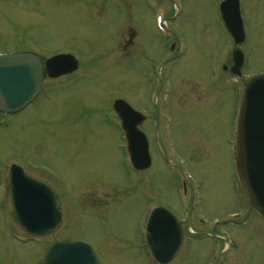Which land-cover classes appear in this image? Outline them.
Instances as JSON below:
<instances>
[{
	"label": "rangeland",
	"instance_id": "1",
	"mask_svg": "<svg viewBox=\"0 0 264 264\" xmlns=\"http://www.w3.org/2000/svg\"><path fill=\"white\" fill-rule=\"evenodd\" d=\"M148 1L162 12L159 19L167 16L173 28L179 23L186 49L169 62V80L157 106L148 99L157 80L155 66L173 54L171 40L155 31ZM180 2L179 20L170 21L178 10L169 0H0V53H72L79 60L74 74L47 79L42 95L25 112L0 124V182L3 168L6 173L8 165L21 161L55 187L63 212L57 232L40 243L21 244L24 233L0 206V264H36L45 247L62 240L90 243L102 264H151L137 231L152 200L179 212L177 183L170 186L171 177L155 155L149 171L126 169L125 140L112 107L120 97L147 116L140 129L151 142L150 126L158 114L167 148L207 183L209 197L201 208L206 222L202 226L193 217V228L211 232V223L220 219L216 233L227 229L239 243L227 264H264V223L250 215L240 188L233 191L237 181L228 182L227 149L226 160L223 153L243 83L264 72V0H241L247 36L239 46L246 58L239 78L222 69L231 67L235 48L221 20L222 0ZM27 158L41 167L31 168ZM221 192H228L226 200ZM210 202L221 206L208 207ZM209 240H186L172 264L187 259L212 264L222 243Z\"/></svg>",
	"mask_w": 264,
	"mask_h": 264
},
{
	"label": "water",
	"instance_id": "2",
	"mask_svg": "<svg viewBox=\"0 0 264 264\" xmlns=\"http://www.w3.org/2000/svg\"><path fill=\"white\" fill-rule=\"evenodd\" d=\"M221 8L236 43H242L244 34L238 0H225ZM242 61L243 55L237 51L233 72L239 73ZM47 66H51V70L64 68L62 73L77 67L75 60L68 56L49 59ZM43 77V65L37 54L19 52L0 55V110L13 112L23 108L40 90ZM120 104L123 105L116 102V107ZM128 114L127 119L131 121L132 112ZM137 123L133 122L130 130L138 140L136 162L144 169L150 165L148 145L143 134L136 129ZM238 156V171L244 191L255 209L264 216V75L253 77L245 85L239 118ZM9 180L7 209L13 221L29 235L44 236L55 232L62 219L60 199L53 188L26 175L12 176ZM157 231L158 244L163 233H160L162 229ZM164 247L160 249L167 254ZM39 264L100 263L89 245L65 241L51 246Z\"/></svg>",
	"mask_w": 264,
	"mask_h": 264
},
{
	"label": "flooded vegetation",
	"instance_id": "3",
	"mask_svg": "<svg viewBox=\"0 0 264 264\" xmlns=\"http://www.w3.org/2000/svg\"><path fill=\"white\" fill-rule=\"evenodd\" d=\"M155 123H158V125H160V121L157 120V122L155 121ZM187 182H185L184 184L186 185ZM189 222H191V216H190V219H189ZM216 230V229H215Z\"/></svg>",
	"mask_w": 264,
	"mask_h": 264
}]
</instances>
